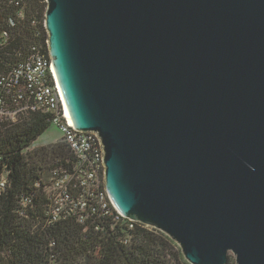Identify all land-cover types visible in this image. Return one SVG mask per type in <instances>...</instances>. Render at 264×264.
I'll list each match as a JSON object with an SVG mask.
<instances>
[{"label":"water","instance_id":"water-1","mask_svg":"<svg viewBox=\"0 0 264 264\" xmlns=\"http://www.w3.org/2000/svg\"><path fill=\"white\" fill-rule=\"evenodd\" d=\"M74 127L118 212L189 264H264V0H47Z\"/></svg>","mask_w":264,"mask_h":264},{"label":"trees","instance_id":"trees-1","mask_svg":"<svg viewBox=\"0 0 264 264\" xmlns=\"http://www.w3.org/2000/svg\"><path fill=\"white\" fill-rule=\"evenodd\" d=\"M47 7V0H0V79L26 63L33 48L49 53ZM20 91L32 103L31 89L15 86L6 104L16 105ZM52 125L51 114L41 111L24 112L17 122L0 120V179L6 180L0 195V264H189L176 242L139 223L89 219L85 228L75 219L52 222L45 190L54 172L70 169L73 159L63 139L31 151Z\"/></svg>","mask_w":264,"mask_h":264},{"label":"built area","instance_id":"built-area-1","mask_svg":"<svg viewBox=\"0 0 264 264\" xmlns=\"http://www.w3.org/2000/svg\"><path fill=\"white\" fill-rule=\"evenodd\" d=\"M44 27L47 32L46 24ZM46 44L49 51V35ZM32 51L26 63L15 69L9 77L0 79V120L9 119L17 122L24 112L41 111L51 114L52 124L62 132L64 143L73 155L72 166L70 169H57L45 190L49 201L48 216L54 223L64 219H75L85 228L88 226L87 222L91 221L89 219L93 222L107 223H119L123 219L144 225L122 216L113 205L106 189L105 151L99 133L81 131L74 127L68 116L50 51L42 52L36 48ZM15 86H19L25 92L31 89L32 103L29 101L30 97L25 99L27 95L23 96L20 91L15 94L16 98L20 99L16 101V105L13 100L12 106L6 104L7 100L12 99ZM21 101H26L24 106H21ZM5 187L6 180L1 178L0 195ZM27 203L24 202V206ZM130 227L133 228V225ZM95 229L100 230L98 226Z\"/></svg>","mask_w":264,"mask_h":264},{"label":"rangeland","instance_id":"rangeland-1","mask_svg":"<svg viewBox=\"0 0 264 264\" xmlns=\"http://www.w3.org/2000/svg\"><path fill=\"white\" fill-rule=\"evenodd\" d=\"M63 139V134L57 126L52 125L34 144L31 151L40 147L54 145ZM30 152V151H29ZM234 257L230 255L228 264H234Z\"/></svg>","mask_w":264,"mask_h":264},{"label":"bare ground","instance_id":"bare-ground-1","mask_svg":"<svg viewBox=\"0 0 264 264\" xmlns=\"http://www.w3.org/2000/svg\"><path fill=\"white\" fill-rule=\"evenodd\" d=\"M67 111H68V116H69V118L72 120V116H71V114H70V112H69V110H68V107H67Z\"/></svg>","mask_w":264,"mask_h":264}]
</instances>
